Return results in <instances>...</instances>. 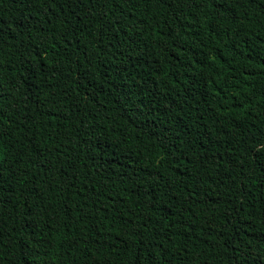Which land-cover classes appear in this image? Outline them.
<instances>
[{"label": "trees", "instance_id": "obj_1", "mask_svg": "<svg viewBox=\"0 0 264 264\" xmlns=\"http://www.w3.org/2000/svg\"><path fill=\"white\" fill-rule=\"evenodd\" d=\"M0 264H264V0H0Z\"/></svg>", "mask_w": 264, "mask_h": 264}]
</instances>
